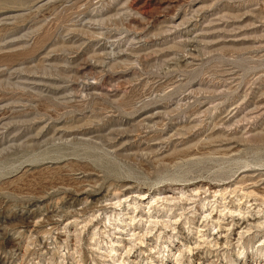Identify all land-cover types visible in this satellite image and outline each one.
I'll return each mask as SVG.
<instances>
[{"label":"rangeland","instance_id":"obj_1","mask_svg":"<svg viewBox=\"0 0 264 264\" xmlns=\"http://www.w3.org/2000/svg\"><path fill=\"white\" fill-rule=\"evenodd\" d=\"M0 264H264V0H0Z\"/></svg>","mask_w":264,"mask_h":264},{"label":"bare ground","instance_id":"obj_2","mask_svg":"<svg viewBox=\"0 0 264 264\" xmlns=\"http://www.w3.org/2000/svg\"><path fill=\"white\" fill-rule=\"evenodd\" d=\"M112 250V249H111Z\"/></svg>","mask_w":264,"mask_h":264}]
</instances>
